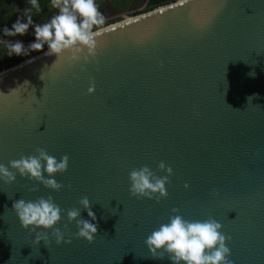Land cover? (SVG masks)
I'll list each match as a JSON object with an SVG mask.
<instances>
[{"label": "water", "instance_id": "water-1", "mask_svg": "<svg viewBox=\"0 0 264 264\" xmlns=\"http://www.w3.org/2000/svg\"><path fill=\"white\" fill-rule=\"evenodd\" d=\"M106 27L88 63L54 64L45 50L0 71V164L38 147L69 156L59 193L18 173L0 180V264H171L148 258L145 240L172 208L221 223L233 264H264V0H176ZM161 161L168 198L132 197L130 171L163 176ZM48 196L61 231L68 209L89 220L88 197L93 244L75 222L70 245L34 243L12 205Z\"/></svg>", "mask_w": 264, "mask_h": 264}, {"label": "clouds", "instance_id": "clouds-1", "mask_svg": "<svg viewBox=\"0 0 264 264\" xmlns=\"http://www.w3.org/2000/svg\"><path fill=\"white\" fill-rule=\"evenodd\" d=\"M28 5L23 18L17 19L11 29L5 27L3 35L24 36L31 27L34 28L35 42L26 49L20 41L0 40V44L7 48L8 56H26L29 52L43 51L44 46L47 45L48 50L44 55L55 56L57 59L54 64L65 56L70 63L80 62L81 58L84 63H88L90 58L96 57L102 38L109 31L96 0H48V6L55 10V14L42 24L34 23V16L42 13L41 0H28ZM250 75L254 76L255 73ZM25 84L28 82L25 81ZM94 93L93 80L89 82L87 94ZM253 98L255 97H248V102ZM35 153V155L21 156L18 160H11L7 166L0 164V180L12 184L16 181L18 173L21 178L59 193L64 185L57 182L54 177L67 172L69 156L65 154L58 161L46 149L39 147L36 148ZM157 171L166 174L159 176L147 165L132 169L129 173L130 195L136 199L154 200L156 203L166 200L168 198L166 185L170 183L169 178L173 175V170L161 161ZM184 188L187 190L189 185L185 183ZM37 190L32 189V191ZM79 204L87 211L89 220L81 218L80 209H68L64 231L57 227L61 222L63 210L54 202L52 196L40 197L35 201L21 198L13 203L12 209L23 229H31V232L35 233L36 245L43 241L48 247L51 240H54L57 246L70 245L72 238L68 233L67 225L73 222L77 227L76 238L91 245L98 234L96 215L91 210L88 197H82ZM171 213L168 222L162 223L146 238L148 258L163 260L167 257L171 264H233L230 259L231 251L226 246L230 237L222 234L221 223L213 218L203 221L185 220L179 208H172ZM37 229L43 231H36Z\"/></svg>", "mask_w": 264, "mask_h": 264}, {"label": "rangeland", "instance_id": "rangeland-1", "mask_svg": "<svg viewBox=\"0 0 264 264\" xmlns=\"http://www.w3.org/2000/svg\"><path fill=\"white\" fill-rule=\"evenodd\" d=\"M104 1L106 4L105 9L101 8L99 10L105 17V26L111 25L113 23L122 21L126 18H130V17L143 14V13H146L152 10V9L150 10L146 9V0L144 1L129 0L125 4L124 10L122 12L121 10L118 11V9L113 8L110 3V0H104ZM54 14H55V10L50 9L49 6L47 5L46 9H44L43 12L41 13L42 22L43 23L47 22V20H49L51 16ZM23 15H24V10H23L22 0H0V40H11L13 42L20 41L23 43L24 47L27 49L31 43L35 42V37L33 33L31 34L33 38L31 37V35L27 37L26 34L24 36H16V37H5L3 35V29L5 27L11 29L12 25L17 21V19H22ZM45 50H48L47 45L44 46L43 51ZM43 51L29 52V54L27 55V58H31L39 53H42ZM8 67H5L1 69L0 71Z\"/></svg>", "mask_w": 264, "mask_h": 264}, {"label": "trees", "instance_id": "trees-1", "mask_svg": "<svg viewBox=\"0 0 264 264\" xmlns=\"http://www.w3.org/2000/svg\"><path fill=\"white\" fill-rule=\"evenodd\" d=\"M23 1V10L25 11V9L27 7H29L28 5V0H22ZM129 0H110V3L112 5L113 8H116L119 10H121V12L124 10V6L125 4L128 2ZM140 1H144V0H140ZM139 1V2H140ZM175 0H146V9L150 10L159 6H163L166 5L170 2H173ZM97 4L99 5V9H105V1L104 0H96ZM41 5H42V12L44 9H46V6L48 5V0H41ZM119 6V7H117ZM41 15V14H40ZM39 15L34 16V23H43L42 20H39ZM34 34V28H29L26 36L29 37V35ZM32 37V35H31ZM30 37V38H31ZM35 37V36H34ZM33 38V37H32ZM27 58L26 56H16V55H12V56H8V51L7 48L3 45L0 44V70L8 67L10 65L16 64L20 61H23L24 59Z\"/></svg>", "mask_w": 264, "mask_h": 264}, {"label": "flooded vegetation", "instance_id": "flooded-vegetation-1", "mask_svg": "<svg viewBox=\"0 0 264 264\" xmlns=\"http://www.w3.org/2000/svg\"><path fill=\"white\" fill-rule=\"evenodd\" d=\"M39 17V20L41 19V15L38 16ZM42 20V19H41Z\"/></svg>", "mask_w": 264, "mask_h": 264}]
</instances>
